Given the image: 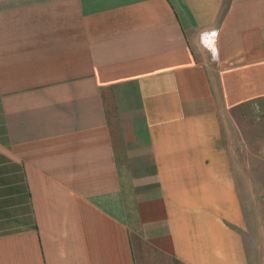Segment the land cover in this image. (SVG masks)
<instances>
[{
    "label": "crops",
    "instance_id": "1",
    "mask_svg": "<svg viewBox=\"0 0 264 264\" xmlns=\"http://www.w3.org/2000/svg\"><path fill=\"white\" fill-rule=\"evenodd\" d=\"M252 116L264 0H0V264H264Z\"/></svg>",
    "mask_w": 264,
    "mask_h": 264
},
{
    "label": "rangeland",
    "instance_id": "2",
    "mask_svg": "<svg viewBox=\"0 0 264 264\" xmlns=\"http://www.w3.org/2000/svg\"><path fill=\"white\" fill-rule=\"evenodd\" d=\"M253 119L247 124H239L246 133H239L237 145L238 152L243 150V156L236 155V163L240 167L238 173L239 177L244 181L251 180L252 188L247 189V201L245 206L252 216L253 220L260 224L264 218V146H262L260 139L259 128L261 127L260 120L252 116ZM245 145L246 148H243ZM242 148V149H241ZM249 190V191H248ZM245 191V187H242ZM246 192V191H245ZM246 194V193H245Z\"/></svg>",
    "mask_w": 264,
    "mask_h": 264
},
{
    "label": "clouds",
    "instance_id": "3",
    "mask_svg": "<svg viewBox=\"0 0 264 264\" xmlns=\"http://www.w3.org/2000/svg\"><path fill=\"white\" fill-rule=\"evenodd\" d=\"M205 35L214 38V40H216V41H218V39H219V31L216 30V29H213L211 32H209L207 34L201 33V39H202V41H203ZM218 55H219V49L216 48V58H218Z\"/></svg>",
    "mask_w": 264,
    "mask_h": 264
},
{
    "label": "built area",
    "instance_id": "4",
    "mask_svg": "<svg viewBox=\"0 0 264 264\" xmlns=\"http://www.w3.org/2000/svg\"><path fill=\"white\" fill-rule=\"evenodd\" d=\"M206 36V35H205ZM207 46H209V43H205Z\"/></svg>",
    "mask_w": 264,
    "mask_h": 264
}]
</instances>
